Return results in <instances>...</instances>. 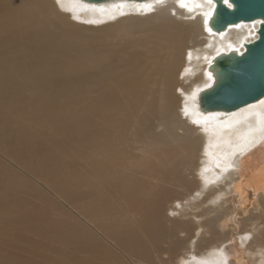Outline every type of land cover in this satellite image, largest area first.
<instances>
[{"label":"bare ground","instance_id":"1","mask_svg":"<svg viewBox=\"0 0 264 264\" xmlns=\"http://www.w3.org/2000/svg\"><path fill=\"white\" fill-rule=\"evenodd\" d=\"M23 1L0 0V117L5 104L78 132L82 228L55 232L96 251L81 263L264 264V95L198 101L260 20L217 33L212 0ZM7 123L1 146L30 140Z\"/></svg>","mask_w":264,"mask_h":264},{"label":"rangeland","instance_id":"2","mask_svg":"<svg viewBox=\"0 0 264 264\" xmlns=\"http://www.w3.org/2000/svg\"><path fill=\"white\" fill-rule=\"evenodd\" d=\"M12 1L18 5L23 0ZM3 111L0 139L9 119L25 130L30 140L9 148L0 145V152L7 154V158L0 155V199H8L0 203V255L4 258L0 264H82L83 258L92 260L95 250L78 253L73 246V251L55 232L82 228L76 213L81 202L77 191L82 170L78 132L68 131L62 122L54 125L40 115L32 119L15 115L5 104ZM233 244L238 245L237 241ZM140 257L139 264H151ZM120 258L126 264H136L117 253L121 263Z\"/></svg>","mask_w":264,"mask_h":264},{"label":"water","instance_id":"3","mask_svg":"<svg viewBox=\"0 0 264 264\" xmlns=\"http://www.w3.org/2000/svg\"><path fill=\"white\" fill-rule=\"evenodd\" d=\"M84 1L98 3L108 0ZM212 2L214 7L209 25L214 32H223L229 25L242 21L260 20L258 37L245 43L241 53L233 50L214 58L210 67L215 81L199 94L200 108L205 112L229 111L264 95V0H236L231 8L223 0Z\"/></svg>","mask_w":264,"mask_h":264},{"label":"snow or ice","instance_id":"4","mask_svg":"<svg viewBox=\"0 0 264 264\" xmlns=\"http://www.w3.org/2000/svg\"><path fill=\"white\" fill-rule=\"evenodd\" d=\"M60 2V0H57V3H59ZM223 2L229 7V8H231L232 6H233V4L236 2V0H232V2L230 3L229 2V0H223ZM184 6H186V5H184L183 3H181V7H184ZM146 7L149 9V10H151V6L150 5H146ZM210 15V14H209ZM210 75V78H211V74H209ZM223 74H221V76H222Z\"/></svg>","mask_w":264,"mask_h":264}]
</instances>
